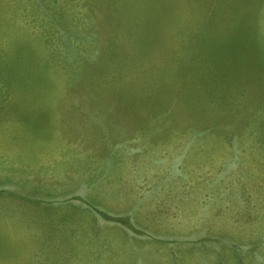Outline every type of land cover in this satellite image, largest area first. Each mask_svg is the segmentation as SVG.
<instances>
[{
    "label": "rangeland",
    "instance_id": "374dc122",
    "mask_svg": "<svg viewBox=\"0 0 264 264\" xmlns=\"http://www.w3.org/2000/svg\"><path fill=\"white\" fill-rule=\"evenodd\" d=\"M17 131L0 264H264V0H0Z\"/></svg>",
    "mask_w": 264,
    "mask_h": 264
},
{
    "label": "crops",
    "instance_id": "0c3cea01",
    "mask_svg": "<svg viewBox=\"0 0 264 264\" xmlns=\"http://www.w3.org/2000/svg\"><path fill=\"white\" fill-rule=\"evenodd\" d=\"M8 104L12 106L14 102L10 99V102L7 101L5 106H7ZM29 137H32V136L29 133H24L22 131H17L16 133H13V132L0 133V150L4 144H7L8 146L2 149H6L8 147L10 150H12L11 144L14 141L19 140L20 142V139H28ZM38 137H41V136H38ZM28 165H29V156L27 155L21 161H19L18 164L14 166V168H16L17 170L26 171L29 169ZM18 176H20V174H18ZM0 177H3V175H1ZM37 217H42L41 210H38Z\"/></svg>",
    "mask_w": 264,
    "mask_h": 264
}]
</instances>
